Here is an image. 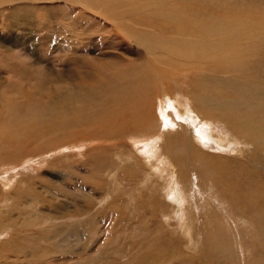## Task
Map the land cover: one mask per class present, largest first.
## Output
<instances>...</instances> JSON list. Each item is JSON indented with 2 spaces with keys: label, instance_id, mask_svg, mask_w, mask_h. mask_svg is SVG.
Segmentation results:
<instances>
[{
  "label": "rangeland",
  "instance_id": "374dc122",
  "mask_svg": "<svg viewBox=\"0 0 264 264\" xmlns=\"http://www.w3.org/2000/svg\"><path fill=\"white\" fill-rule=\"evenodd\" d=\"M112 1L123 13L118 19L110 14L114 2L109 0L94 4L88 0H0V264H264V144L251 141L249 134L241 133L243 137L220 118L224 111L240 108L242 112L255 108L264 117V99L260 98L264 96L263 85L251 88L240 74L190 69H176L173 81L157 80L161 92V82L169 83L171 94L179 93L191 106L195 104L189 113L181 111L185 122L192 119L188 114L194 118L219 117L216 123L221 131L236 139L237 145L223 150V155L216 145L206 149L222 157L206 163L215 161L213 169L223 165L240 187L242 202L235 206L229 196L216 197L214 188L206 187L209 178L199 186L194 185L197 175L191 176L192 185L176 182L177 161L169 163L164 156L165 133H172L170 144L165 146L172 157L193 165L195 152L182 129L173 124L162 131L166 128L160 124L162 112L155 111V117L150 118L153 130L146 131V125L136 129L126 125V131L124 128L112 136L102 133L117 123L116 118L91 119L94 116L75 113L73 127L72 121H61L66 104L73 102L80 107L83 94L95 89L104 73L108 78L129 63L128 68H135L132 74L145 65L148 50L136 40L135 30L162 33L131 15L132 6L125 4L128 0ZM223 1L228 5L224 8L228 15L264 4V0ZM100 3L104 8L99 9ZM257 7L263 20L264 8ZM261 59L258 55L256 61ZM225 82L232 83L233 89L254 90L255 102L218 101L224 106L227 102L225 108L213 101L200 102L203 84ZM79 86L81 92L75 93L73 88ZM115 93L108 90L106 95L113 99ZM163 98L160 96L158 102ZM36 102L40 106L36 107ZM26 105L31 108V117L42 108H49L46 113H50L57 107L61 114L40 134H34L22 128L17 114ZM112 105L108 108H116ZM96 108L87 104L84 111L92 114ZM53 126H68L71 131L86 128L71 138L70 134L51 131ZM259 127L262 129L263 124ZM154 138L157 147L147 151ZM82 142L86 143L83 151L59 150ZM179 143L186 144L182 157L179 151L174 152ZM56 150L59 153H54ZM186 158L191 160L186 162ZM24 162L31 170L21 168ZM176 190L185 192L183 212L198 217L194 219L197 226L189 231L183 229L188 224L184 216L176 221L163 217L174 211L167 205ZM68 222L80 223L84 238L67 235V242L59 236L50 238L58 233L51 232L56 226ZM220 237L227 239L229 247L224 248Z\"/></svg>",
  "mask_w": 264,
  "mask_h": 264
},
{
  "label": "bare ground",
  "instance_id": "6f19581e",
  "mask_svg": "<svg viewBox=\"0 0 264 264\" xmlns=\"http://www.w3.org/2000/svg\"><path fill=\"white\" fill-rule=\"evenodd\" d=\"M81 1L87 2V0ZM88 1L94 4L97 0ZM78 2L80 3V1ZM109 2L111 3L114 1L109 0ZM102 4H104V1ZM102 4L100 3L99 9L100 7L104 8ZM125 4L132 6L130 14L138 17L137 19L142 21L143 25H146L147 28L151 27L162 32L156 33L147 29H137L133 32L136 40L141 42L148 50L149 56L145 65L132 74L131 71H134L135 68H128L127 66H131L129 63H126V65L120 67V69L115 68L116 70L110 73L111 75L108 78L105 77L106 75L104 73L102 76L103 78L99 79L97 87L92 90L89 89L88 93L83 94L82 105L76 107L73 102H69L68 105L66 104L63 114L57 110V107H52L50 113H46L49 108H42L37 112L34 111L31 117V108L26 105L23 109L18 110L19 113H17L20 114L19 119L22 120L20 121V123L23 124L22 128H28L27 130L34 132V134H40L45 130L43 129L45 125L56 121L57 115L59 114L62 115L61 121H72L71 126L73 127L76 125V122L74 123L73 121L74 118H76L75 113H78L80 115L90 116V118L94 116L91 119H95L96 117H106L107 119L109 117L110 120L111 118H116L117 123L111 128L107 129L102 126L100 127V129L105 128L104 130L102 129L103 135L107 134L112 136V134L117 135L121 133L124 128L126 131V125L133 129L146 125V131L149 128L152 129L150 124L152 120L150 118L155 117L154 114L162 112L163 115L161 119L163 121L161 120L160 124H164L166 127L163 128L162 131L165 129L168 130L167 127L173 124L177 129H182L183 132L189 135L188 138L192 141V149L195 152L191 156L192 160H194L193 165L184 163L182 158L179 159L177 156L172 157L169 152L170 150L165 147L170 144L172 133H169V131L165 133L167 139L164 144V156L168 159L169 163H171L172 160L177 161L176 164L179 174L176 177V182H187L192 185L191 176L197 175V181L194 185L199 186L205 182L203 181L205 178H209L210 182L207 183L208 185H206V187L214 188V192H217L216 197H219L218 195L224 196L225 194L229 196L234 206L237 204L240 205L242 196L238 193L241 189L237 183L226 174L223 165L217 169L211 167L212 163L222 160V157L218 156V154L208 153L206 151V149L214 148V145H216L218 149H221L223 155V150H229V147L237 145L236 139L225 134L224 131H221V128H219L216 123L219 117L211 118L201 115V118H194L193 115L188 114V117L192 119L185 122V119H183L184 117L180 115L181 111L187 114L192 111L191 107L195 104L192 103L191 106L179 93L176 95L171 94L168 91L170 87L169 83L163 84L161 82V92L157 80L159 77L172 80L177 75L175 73L176 69H190L203 70V72L208 73H226L230 76L240 74L246 80L247 83L245 84L249 85L251 88L259 85L264 86V19L262 20L260 11L257 7L261 6L264 8V4L263 6L259 4H257V6L250 5L248 11L234 12L229 15L224 9L228 5L223 0H210L209 2H207V0H173L171 3L168 2V0H128ZM111 5L110 14L116 16L118 19L123 14L120 11L118 3L114 2L111 3ZM166 6H168L167 8L169 10H166ZM102 12H105V10ZM104 16L108 17V15ZM233 33L235 36L232 35ZM122 42H124V40ZM258 55H262L260 61H256ZM73 89L74 92L77 93L79 90L81 92L82 87L80 89L79 86L77 90L76 88ZM108 90L116 92L112 97L113 99H109V96L106 95ZM118 90H120V92H117ZM173 91L175 92L174 88ZM163 95V102H158L160 96ZM199 95L198 99L200 102L213 101L224 108L228 106L227 102L225 101L227 106H224L218 101L229 99L232 102H255L256 98L254 90L246 88L233 89L232 83L228 84L226 82L220 84H203L200 87ZM259 95L262 94L259 93ZM260 98L264 99V96H260ZM186 102L189 106H186ZM87 104L94 108L97 106L94 113L89 114V112L84 111V107L86 108ZM111 104H113V107L115 104L116 108H108ZM34 105L36 107L40 106V102H36ZM145 105L146 109L144 107ZM155 106H157V110ZM27 110H29L28 114L22 115L24 111ZM73 115L74 117H72ZM71 118H73V120ZM220 118H225L240 134H249L247 137L256 144H264V117L259 115V110L250 108L246 112H242L241 108L239 110L228 109L223 112V117ZM14 119H17V117ZM75 120L79 123L86 122V120L82 119ZM16 121L17 120H15V122ZM260 124H263L262 129L259 127ZM53 127L54 129L51 131L63 135L70 134L71 138H73V136H78L77 132L81 134V131L78 130L86 128L74 127L71 131L69 130L70 128H67L68 126ZM117 127L118 130L116 131ZM157 128H160L161 131V127L158 126ZM143 131L145 132V130ZM155 134L158 135L156 131ZM242 136L245 137L244 135ZM148 138L149 135L146 132V140ZM156 140L157 138H154V141L152 140L153 143H149L150 145H146L147 148H144L147 149V151L154 150L157 147ZM72 145L73 146H65L59 150H61L60 152H64L66 149H79L83 151L82 148L86 143H74ZM185 145L186 144L179 143L178 150L175 149L174 152L179 151L178 154L182 157L181 151L184 149ZM85 148L86 147H84V149ZM54 153L59 152L56 150ZM191 158H186V162H189ZM224 158L227 160L226 157ZM210 159H215V161L206 163V161ZM21 168L31 170L27 162H24ZM158 175L162 177L161 174ZM3 178H6V176ZM184 193L183 190H176L170 195L169 200H171L172 203L168 202V205L167 203L166 205L174 211L171 212V214L164 213L163 217H167L168 220L173 219L176 221L184 216L188 219V224L184 225L183 229L189 231L191 226H197L194 219H198V217H191L190 213L183 212L181 199L185 195ZM225 197L226 196H224V198ZM243 208L244 207L241 208L242 211ZM195 213L196 212L193 211V214ZM11 222H9V224ZM10 226L11 225H9V227ZM70 226H72V229L66 232ZM80 226V223L68 222L56 226L51 231L57 230L58 233L55 232L48 235L51 239H55L59 236L63 242L68 241L67 235L73 236L75 239L78 236L84 238V234L82 235V233L85 231H82ZM15 228L14 225V229ZM64 230L65 232H63ZM167 235L168 233L166 236ZM220 240L223 242L224 248L229 247V242L225 237H220ZM78 241H80V239ZM59 246L63 247L62 244H59ZM242 253L244 252L242 251ZM182 257L184 258L185 256Z\"/></svg>",
  "mask_w": 264,
  "mask_h": 264
}]
</instances>
